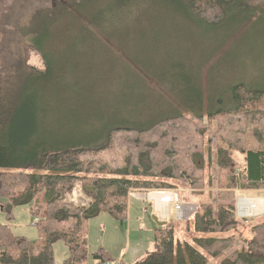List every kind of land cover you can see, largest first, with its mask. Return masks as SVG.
Wrapping results in <instances>:
<instances>
[{"label": "rangeland", "instance_id": "1", "mask_svg": "<svg viewBox=\"0 0 264 264\" xmlns=\"http://www.w3.org/2000/svg\"><path fill=\"white\" fill-rule=\"evenodd\" d=\"M260 5L244 26L241 24L250 13L235 17L229 13L225 22L211 26L179 0H0V73L9 63L21 60V45L41 47L50 74L42 85L44 108L38 128L54 134L57 142L99 144L114 126L150 125L178 108L197 109L205 116L231 109L232 90L240 84L264 90V3ZM30 64L47 68L42 57L34 54ZM163 87L165 93L156 92ZM177 88L181 89L175 92L178 96L171 95L170 90ZM152 93L161 99L152 98ZM172 98L176 103L168 100ZM181 112L196 122L211 142L208 173L215 186L218 138L209 130L207 120ZM236 160L245 166L240 153ZM172 190L195 208L184 221L169 220L179 222L178 239L188 262L184 243L192 244L196 235L187 232L184 223L193 218L199 203L218 201V193L193 190L186 182ZM146 194L130 193L124 223L108 213L89 220V264L94 263L92 256L100 248L124 264H136L154 251L159 227L155 217L159 214L153 212ZM237 194L236 201L225 202L237 207L240 224L234 233L236 241L214 264H223L245 247L253 237L251 228L264 221V207L259 212V203L251 210L256 217H241L238 208L243 196L264 203V190H239ZM87 199L91 198L80 184L67 196L78 206ZM31 210L29 205L15 207L11 222L1 211L0 224L9 225L16 236L38 242V219ZM54 253L55 264L69 258L62 241L54 245Z\"/></svg>", "mask_w": 264, "mask_h": 264}, {"label": "trees", "instance_id": "2", "mask_svg": "<svg viewBox=\"0 0 264 264\" xmlns=\"http://www.w3.org/2000/svg\"><path fill=\"white\" fill-rule=\"evenodd\" d=\"M179 1L211 26L225 22L229 13L231 17L250 13L241 24L244 26L264 3ZM21 46V60L9 63L0 73V212L11 222L15 207L32 206L40 240L32 242L16 236L9 225L0 224V264H55L54 245L60 241L69 249V258L63 264H89V220L108 213L124 223L132 191L146 194L178 188L183 182L196 191L213 189L218 193V201L199 203L193 218L184 223L187 232L196 235L192 244L184 243L188 262L178 239L179 222L169 221L157 228L154 251L136 264H214L234 246L240 221L236 204L225 202L236 201L239 190H264V90L240 84L232 90L231 109L205 116L197 109L177 107L178 112L150 125L114 126L99 144L57 142L54 134L44 133L37 125L44 108L42 85L50 74L44 52L39 46ZM33 54L42 57L47 68L31 65ZM180 91L170 90V94L178 96L175 92ZM156 92L165 93L166 89ZM151 97L161 99L156 94ZM181 111L207 120L209 130L218 138L215 186L208 173L212 166L208 150L211 142ZM236 153L244 156L245 166L239 165ZM78 184L91 198L88 205L78 206L67 200ZM251 232L253 237L247 245L223 264H264V221L254 225ZM92 259V264L116 260L104 248Z\"/></svg>", "mask_w": 264, "mask_h": 264}, {"label": "built area", "instance_id": "3", "mask_svg": "<svg viewBox=\"0 0 264 264\" xmlns=\"http://www.w3.org/2000/svg\"><path fill=\"white\" fill-rule=\"evenodd\" d=\"M237 175L240 177V172L237 173ZM147 199L150 203L154 205V212L159 214V218L161 221L166 222L170 219H176L178 221H184L191 217L193 213L195 212V208L192 205L185 204L180 200L179 194L176 193L172 189H166V190H152L149 191L147 194ZM161 200V203L166 205V213L164 211L159 210L158 201L157 199ZM72 202L77 203L76 201L70 199ZM91 201V199L82 200L84 205L88 204ZM191 207L192 209L188 211L187 216L185 218L181 217L179 218L178 215L175 214L176 211H179L183 209L184 207ZM108 264H123L121 260H114L112 262H109Z\"/></svg>", "mask_w": 264, "mask_h": 264}, {"label": "bare ground", "instance_id": "4", "mask_svg": "<svg viewBox=\"0 0 264 264\" xmlns=\"http://www.w3.org/2000/svg\"><path fill=\"white\" fill-rule=\"evenodd\" d=\"M158 206H159V210L164 211L166 213V205L161 203V200L158 198ZM238 208H239V214L241 215V217H256V215H254L255 213H253L251 210L252 209H256V205L254 203V201H252L250 198H248L247 196H243L240 198V201ZM192 208L189 207H184L183 209L176 211L175 214L178 215L179 218L183 217L185 218V216H187L188 211H190ZM241 209L242 212H241ZM263 215V214H262Z\"/></svg>", "mask_w": 264, "mask_h": 264}, {"label": "crops", "instance_id": "5", "mask_svg": "<svg viewBox=\"0 0 264 264\" xmlns=\"http://www.w3.org/2000/svg\"><path fill=\"white\" fill-rule=\"evenodd\" d=\"M152 95L154 96L155 94H153L152 93ZM169 101H172L173 103H176V100L174 99V98H172V99H168ZM252 201H255V199L254 198H250ZM258 203H259V205H258ZM255 204L256 205H258L257 207H258V210H259V212H263V207H264V203L263 202H260V201H257V202H255ZM155 211V210H154ZM153 211V212H154ZM155 213V212H154ZM263 215H264V213H263ZM36 220V219H35Z\"/></svg>", "mask_w": 264, "mask_h": 264}, {"label": "water", "instance_id": "6", "mask_svg": "<svg viewBox=\"0 0 264 264\" xmlns=\"http://www.w3.org/2000/svg\"><path fill=\"white\" fill-rule=\"evenodd\" d=\"M155 220L159 226H165L166 222L161 221L158 217H155Z\"/></svg>", "mask_w": 264, "mask_h": 264}, {"label": "clouds", "instance_id": "7", "mask_svg": "<svg viewBox=\"0 0 264 264\" xmlns=\"http://www.w3.org/2000/svg\"><path fill=\"white\" fill-rule=\"evenodd\" d=\"M159 218V217H158ZM160 219V218H159Z\"/></svg>", "mask_w": 264, "mask_h": 264}]
</instances>
